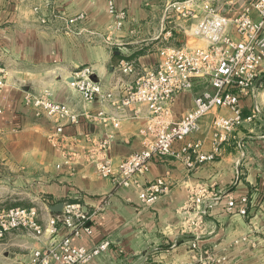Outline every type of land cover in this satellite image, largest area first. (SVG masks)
<instances>
[{
  "label": "crops",
  "instance_id": "crops-1",
  "mask_svg": "<svg viewBox=\"0 0 264 264\" xmlns=\"http://www.w3.org/2000/svg\"><path fill=\"white\" fill-rule=\"evenodd\" d=\"M175 1L116 0L127 13L119 28L106 0H0V66L8 70L0 97V209L37 206L46 226L60 213L52 212V205L82 203L94 213L93 233L74 237L73 243H110L89 264H179L191 258L195 241L212 256L224 257L220 264H264V74L241 101L244 117L255 106L260 113L235 129L215 159L190 167L181 149L187 141L200 139L202 151L209 153L212 121L229 113L224 107L202 117L198 131L173 144V154L154 156L128 186L98 170L104 158L117 165L155 138L149 126L157 127L159 117L148 105H119L128 85L157 68L162 47L205 44L192 38L201 11L182 16L172 6ZM37 6L39 11L34 10ZM228 8L226 14L232 15ZM79 15L83 17L69 22ZM232 34L241 37L234 30ZM123 58L135 61V72L119 71ZM86 65L104 89L112 90L113 100L90 103L75 89L76 72ZM45 90L82 116L103 109L120 126L82 118L57 132L51 118L37 115L25 103L26 91ZM205 90H213L209 80L196 78L192 89L177 94L166 106L168 114L160 116L168 124L181 120ZM110 133V147L102 151L100 142ZM158 178L166 179L169 190L154 203H143L140 190ZM197 195L212 202L201 222L192 201ZM243 197L247 214L238 213V207L230 213L229 200L234 198L239 206ZM66 235L64 227L55 236L48 231L39 236L25 229L9 232L0 239V264H31L35 250Z\"/></svg>",
  "mask_w": 264,
  "mask_h": 264
},
{
  "label": "built area",
  "instance_id": "built-area-1",
  "mask_svg": "<svg viewBox=\"0 0 264 264\" xmlns=\"http://www.w3.org/2000/svg\"><path fill=\"white\" fill-rule=\"evenodd\" d=\"M222 0H177L172 6L182 16H193L195 10L201 11V19L192 30V38L203 40V45L185 43L180 46H166L159 51L157 68L146 70L137 80L128 85L125 95L121 98V107L138 108L146 104L152 113L159 117V125L149 126L154 134V140L144 148L132 152L117 165L104 158L97 163L100 173L111 178L116 184L128 186L136 173L143 172L154 156L173 154V144L184 141L188 136L199 130L202 117L220 107L229 109L227 115H216L212 121V150L202 151L203 141H187L182 147L186 161L190 167L216 158L220 147L246 120H254L260 113L255 106L248 117L243 115L242 97L250 92L256 79L264 74V0H224L232 9L228 15L219 10ZM108 12L114 17L116 27L121 28L127 18V13L116 5V0H106ZM240 8L233 10L234 5ZM39 11V7L34 8ZM83 15L69 19L70 23L82 18ZM43 23L46 17H41ZM232 30L241 35L234 37ZM118 69L123 74L135 72V61L123 58L118 63ZM8 70L0 66V97L6 86ZM205 77L213 90H205L195 98L194 107L185 116L172 124H168L163 112L168 114L167 104L173 102L177 94L192 89L196 78ZM75 89L90 103L100 105L113 100L112 90L104 89L93 77L91 66L80 67L73 81ZM25 103L32 107L37 115H45L56 124V131L61 132L67 124L77 125L85 118L88 123L99 124L113 122V127L120 126V120L108 115L103 109L96 114L80 115L64 102L55 100L49 90L42 93L26 91ZM0 107V112H2ZM112 141V134L106 135L100 142L102 151H107ZM195 155V161L192 159ZM170 188L164 178H158L149 183L139 192L143 203H154ZM193 206L198 212L201 222L212 202H205L202 196L193 198ZM247 214V198L241 199L237 206L234 198L228 202V211ZM94 213L89 212L82 203H64L63 211L51 216L44 226L40 220V208L9 207L0 209V239L9 232L25 229L35 235L48 231L55 236L62 227L68 230V235L56 240L48 247L35 250L31 264H89L94 258L105 251L109 241L105 240L93 247L75 245L74 237L82 234L91 235L93 228L91 219ZM246 238H243L245 240ZM237 242V241H236ZM191 258L182 260L179 264H220L225 258H216L211 252L195 241L192 243Z\"/></svg>",
  "mask_w": 264,
  "mask_h": 264
},
{
  "label": "rangeland",
  "instance_id": "rangeland-1",
  "mask_svg": "<svg viewBox=\"0 0 264 264\" xmlns=\"http://www.w3.org/2000/svg\"><path fill=\"white\" fill-rule=\"evenodd\" d=\"M240 4L241 3L238 2L236 5H234V9L233 10H236V9L240 8ZM228 9H229L228 8V5L225 4L224 0H222L220 2V4H219V10L222 11L223 13H227L228 12ZM174 44H176L177 46H180V44H178V43H175L174 42Z\"/></svg>",
  "mask_w": 264,
  "mask_h": 264
},
{
  "label": "water",
  "instance_id": "water-1",
  "mask_svg": "<svg viewBox=\"0 0 264 264\" xmlns=\"http://www.w3.org/2000/svg\"><path fill=\"white\" fill-rule=\"evenodd\" d=\"M63 208H64V203H57L55 205H52L50 207V210L52 212H62L63 211Z\"/></svg>",
  "mask_w": 264,
  "mask_h": 264
},
{
  "label": "trees",
  "instance_id": "trees-1",
  "mask_svg": "<svg viewBox=\"0 0 264 264\" xmlns=\"http://www.w3.org/2000/svg\"><path fill=\"white\" fill-rule=\"evenodd\" d=\"M74 202H76V201H70V202H68V203H74Z\"/></svg>",
  "mask_w": 264,
  "mask_h": 264
}]
</instances>
